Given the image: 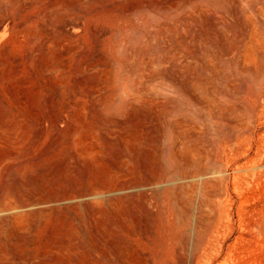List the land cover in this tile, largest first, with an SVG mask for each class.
<instances>
[{
	"label": "rangeland",
	"instance_id": "1",
	"mask_svg": "<svg viewBox=\"0 0 264 264\" xmlns=\"http://www.w3.org/2000/svg\"><path fill=\"white\" fill-rule=\"evenodd\" d=\"M263 87L264 0H0V264H264Z\"/></svg>",
	"mask_w": 264,
	"mask_h": 264
},
{
	"label": "bare ground",
	"instance_id": "2",
	"mask_svg": "<svg viewBox=\"0 0 264 264\" xmlns=\"http://www.w3.org/2000/svg\"><path fill=\"white\" fill-rule=\"evenodd\" d=\"M262 91L263 94L259 95ZM259 94L246 105L249 115L247 118L248 123L238 127L230 142L220 146L222 155L232 157L235 162L244 159L243 163L236 165V174L240 170H245V172L254 171L264 165V132H259L264 124V87ZM91 96L95 95L92 94ZM70 102L68 101V104ZM223 178L226 179V175Z\"/></svg>",
	"mask_w": 264,
	"mask_h": 264
}]
</instances>
